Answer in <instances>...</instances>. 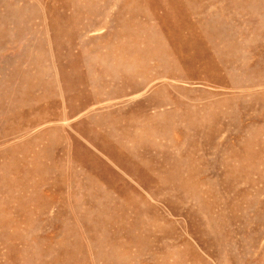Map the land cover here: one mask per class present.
Segmentation results:
<instances>
[{"label":"rangeland","instance_id":"1","mask_svg":"<svg viewBox=\"0 0 264 264\" xmlns=\"http://www.w3.org/2000/svg\"><path fill=\"white\" fill-rule=\"evenodd\" d=\"M0 264H264V0H0Z\"/></svg>","mask_w":264,"mask_h":264}]
</instances>
